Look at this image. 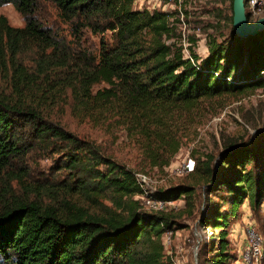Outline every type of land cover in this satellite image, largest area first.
<instances>
[{"label": "trees", "instance_id": "obj_1", "mask_svg": "<svg viewBox=\"0 0 264 264\" xmlns=\"http://www.w3.org/2000/svg\"><path fill=\"white\" fill-rule=\"evenodd\" d=\"M43 1L72 25L78 44L41 19ZM6 2L26 22L13 25L0 12V264H172L163 233L181 226L177 210L145 207L135 198L140 170L53 114L69 105L82 120L126 128L149 166L164 167L186 134L183 113L264 87V29L241 37L231 24L224 38L209 36L206 55L190 46L186 56L183 44L171 40L174 11L135 7V0L0 5ZM84 28L110 30L112 38L102 37L97 53L81 45ZM37 150L58 154L48 170L30 161ZM195 159L189 181L154 194L183 196L193 210L201 186L202 221L220 228L210 262L226 264L235 257L230 217L246 200L254 210L264 203V125Z\"/></svg>", "mask_w": 264, "mask_h": 264}, {"label": "rangeland", "instance_id": "obj_2", "mask_svg": "<svg viewBox=\"0 0 264 264\" xmlns=\"http://www.w3.org/2000/svg\"><path fill=\"white\" fill-rule=\"evenodd\" d=\"M166 5L165 10L174 11L170 21L176 26V35L171 39H177L184 48L190 46L200 54L208 52L207 40L211 34L219 39L229 33V27L233 22L230 16L233 13L231 0H162ZM247 2V1H246ZM137 7V4L134 3ZM0 12L6 14L13 25L25 24L23 14L12 2L0 5ZM38 15L42 20L53 25L67 40L78 44V35L74 36L72 25L63 21L57 7L43 1ZM102 37L111 40V31L93 32L90 28L82 30L81 45L100 51ZM202 108L195 109L187 114L183 113L179 118L182 123L181 131H185L182 145L164 167L151 168L143 149L140 148L128 133L126 128L97 123L89 118L81 119L71 113V108L66 105L56 108L53 117L61 121L68 129L79 135L95 138L101 143L105 151L115 155L134 167L137 171L150 169L156 178L157 188H167L182 181H189V173L177 174L175 168L187 155L198 157L206 152L218 153L225 142L240 138L242 135L255 132L264 125V87H257L238 95H226L216 100H205ZM30 161H33L37 169L48 170L53 166L57 153L51 151H32ZM59 177L63 172H57ZM199 193L195 201V207L190 210L185 197H180L173 202L167 211H176L181 226L175 225L174 229L163 233L165 251L171 257L172 264H212L211 249L217 243L220 228L205 225L202 221L205 194L198 186ZM223 190L216 194L220 199ZM230 204L224 202V208ZM180 214V215H179ZM264 208L254 210L246 200L238 213L230 217L227 226L231 252L235 257L226 264H242L241 253L247 244L246 228L251 222L263 229Z\"/></svg>", "mask_w": 264, "mask_h": 264}, {"label": "built area", "instance_id": "obj_3", "mask_svg": "<svg viewBox=\"0 0 264 264\" xmlns=\"http://www.w3.org/2000/svg\"><path fill=\"white\" fill-rule=\"evenodd\" d=\"M135 4L139 7L146 6L149 9L164 8L166 5L162 0H135ZM245 5L247 12L250 14V19L258 18L264 14V0H245ZM184 53L186 56H191L187 48H184ZM195 167V157L187 155L176 166L175 172L177 174H184L193 171ZM136 176L142 191L137 193L135 198L140 199L145 207L156 210H168L169 206L175 202L176 199H164L154 194L157 190L156 178L151 171H139ZM246 235L247 244L240 258L242 264H264V219L263 229H260L253 222L249 223L246 228Z\"/></svg>", "mask_w": 264, "mask_h": 264}, {"label": "water", "instance_id": "obj_4", "mask_svg": "<svg viewBox=\"0 0 264 264\" xmlns=\"http://www.w3.org/2000/svg\"><path fill=\"white\" fill-rule=\"evenodd\" d=\"M233 29L241 37L256 34L264 29V14L258 18L250 19L245 0H233Z\"/></svg>", "mask_w": 264, "mask_h": 264}, {"label": "crops", "instance_id": "obj_5", "mask_svg": "<svg viewBox=\"0 0 264 264\" xmlns=\"http://www.w3.org/2000/svg\"><path fill=\"white\" fill-rule=\"evenodd\" d=\"M263 208H264V203L262 204Z\"/></svg>", "mask_w": 264, "mask_h": 264}]
</instances>
